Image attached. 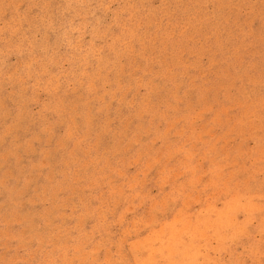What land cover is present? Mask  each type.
Here are the masks:
<instances>
[{"label": "rangeland", "instance_id": "1", "mask_svg": "<svg viewBox=\"0 0 264 264\" xmlns=\"http://www.w3.org/2000/svg\"><path fill=\"white\" fill-rule=\"evenodd\" d=\"M0 264H264V0H0Z\"/></svg>", "mask_w": 264, "mask_h": 264}]
</instances>
